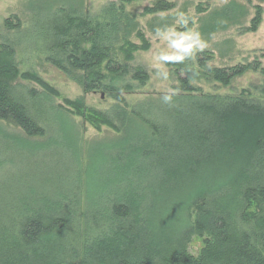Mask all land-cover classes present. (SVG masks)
<instances>
[{"label": "rangeland", "instance_id": "obj_1", "mask_svg": "<svg viewBox=\"0 0 264 264\" xmlns=\"http://www.w3.org/2000/svg\"><path fill=\"white\" fill-rule=\"evenodd\" d=\"M120 1L0 0V45L15 49L18 66L10 84L14 93L31 106L45 131L41 136H29L14 121L0 119V209L7 211V205L38 204L43 209L44 204L55 202L58 204L54 207L59 209L57 221L55 218L49 222L55 223L51 240L42 242V248L49 244L54 247L47 254L33 251L38 258L32 260L36 264H90L96 256L105 254V249L119 253L123 246L127 254L134 255L141 241L159 245L185 236L186 227L190 229L186 237L190 252L197 255L202 248L206 236L195 230L194 223L201 208L209 203L199 199L195 205L201 192L199 183L181 180L183 183L178 181L179 185L168 191L158 180L160 175L148 167L157 159L153 152L164 146L165 119L176 110L184 93L178 88L173 62L161 59L174 51L170 44L175 37H169L167 27H175L179 32L198 31L206 44L184 63L199 68L197 55L203 51L212 54L202 68L204 75L192 81L200 89L192 95L242 97L264 104V72L248 71L229 84L208 75L214 67L255 60L261 61L264 68V0L126 3L122 11L134 17L136 26L114 53L117 60L128 66L123 75L112 78L123 87L122 101L105 90L85 92L76 79L83 72L55 66L44 42L29 34L39 19L61 7L87 15L96 24L107 23L111 14H105V9L113 4L120 8ZM159 2L172 7L147 12V8ZM114 9L117 13L115 6ZM181 12L187 25L182 21L177 24ZM136 67L146 71L147 81L134 77ZM170 90L177 94L171 104H166L162 97ZM70 101L108 114L114 126L100 124L95 114H90V119L81 115ZM140 116L155 121L159 129L154 132ZM236 191L224 197V205L235 204L238 225L251 233V246L264 256V236L255 230V216L264 209V203L237 206L242 193ZM212 194L218 197L216 192ZM122 203L129 204L132 213L116 222L111 209ZM14 220L17 218L12 215L10 222ZM110 228L113 230L107 235ZM109 240L111 243L107 244Z\"/></svg>", "mask_w": 264, "mask_h": 264}, {"label": "trees", "instance_id": "obj_2", "mask_svg": "<svg viewBox=\"0 0 264 264\" xmlns=\"http://www.w3.org/2000/svg\"><path fill=\"white\" fill-rule=\"evenodd\" d=\"M130 1L121 0L120 8L113 4L105 9L111 19L98 24L87 15L61 7L39 19L29 34L32 39L44 42L55 66L69 72H83L76 79L85 92L105 90L122 101L123 87L112 78L128 70L114 53L118 44L133 34L136 26L134 17L122 11ZM170 7L172 4L159 2L147 8V12ZM126 53L131 56V50ZM211 59L212 54L203 51L197 55L199 68L173 62L180 83L178 88L184 93L176 110L171 112L168 120L165 119L164 146L157 147L153 152L157 159L148 166L160 175L158 180L168 191L179 185L178 181L183 183L181 180L199 183L201 192L195 205L199 199L209 203L201 208L194 223L195 230L206 236L202 248L197 255L190 252L186 243L190 229L186 227L185 236H176L159 245L141 241L134 255L127 254L124 246L119 253L105 249L106 253L96 256L90 264H264V256L251 246V233L240 227L235 219V204L228 207L223 201L226 195L237 190L242 193L238 202L236 200L237 206L246 208L254 203H264V104L242 97L192 95L200 91L192 81L204 75L202 68ZM248 71L264 72L261 61L214 67L208 70V75L222 84H229ZM17 73L15 49L0 45V119L14 121L29 136H41L45 131L31 106L14 93L10 84V79ZM134 77L143 82L149 79L142 67L134 69ZM70 103L81 115L90 119L95 114V120L100 124L114 126L108 114L88 109L79 101ZM87 111L89 115H86ZM140 117L154 132L159 129L155 121ZM167 127H170L169 131ZM213 192L218 197L215 198ZM56 204L58 202L44 204L43 209L40 204L29 207L7 205V211L0 209V264H36L32 260L38 258L33 251L47 254L54 247L49 244L42 248V242L53 236L55 223L49 222L59 218ZM259 211L255 216V230L264 236V209ZM131 213L132 208L127 203L116 204L111 209L112 219L116 222L128 218ZM12 215L17 220L10 222ZM111 229L106 231L107 235L111 234ZM110 243L109 240L107 244Z\"/></svg>", "mask_w": 264, "mask_h": 264}, {"label": "clouds", "instance_id": "obj_3", "mask_svg": "<svg viewBox=\"0 0 264 264\" xmlns=\"http://www.w3.org/2000/svg\"><path fill=\"white\" fill-rule=\"evenodd\" d=\"M180 19L177 20V24L187 25L188 20L185 18L184 13L178 14ZM169 37H175L171 39L170 47L174 51L168 55L161 57L162 60L168 62H183L187 58L191 57L196 50H202L206 44L201 38V34L198 31L187 30L184 32H179L175 27H167ZM160 28H157V33H159ZM167 79V77L165 78ZM176 90H170L168 94L163 95L162 101L166 104H171L173 102V97L176 95Z\"/></svg>", "mask_w": 264, "mask_h": 264}]
</instances>
